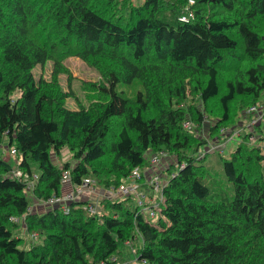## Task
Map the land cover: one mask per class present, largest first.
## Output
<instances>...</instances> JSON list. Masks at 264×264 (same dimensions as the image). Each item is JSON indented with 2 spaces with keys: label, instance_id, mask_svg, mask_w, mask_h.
Listing matches in <instances>:
<instances>
[{
  "label": "trees",
  "instance_id": "obj_1",
  "mask_svg": "<svg viewBox=\"0 0 264 264\" xmlns=\"http://www.w3.org/2000/svg\"><path fill=\"white\" fill-rule=\"evenodd\" d=\"M189 1L0 0V264H115L120 245L137 238L133 256L144 264H264V144L248 133L220 158L229 199L204 163L208 153L199 158L208 140L198 134L209 123L214 144L226 142L221 131L241 129L260 106L264 0ZM189 8L193 19L179 22ZM68 57L99 74L84 84L87 108L65 106L58 78L69 76ZM48 61L50 81L35 80L32 70ZM262 120L250 130L261 135ZM3 148L15 150L14 164ZM65 149L73 167L53 161ZM148 152L182 165L162 188L154 223L133 197L97 198L94 213L89 200L67 213L31 212L32 200L62 196L63 173L71 188L84 178L116 188L147 165ZM29 161L39 169L30 196L28 183L10 176L15 168L33 175ZM20 218L39 240L29 249L14 237Z\"/></svg>",
  "mask_w": 264,
  "mask_h": 264
},
{
  "label": "rangeland",
  "instance_id": "obj_2",
  "mask_svg": "<svg viewBox=\"0 0 264 264\" xmlns=\"http://www.w3.org/2000/svg\"><path fill=\"white\" fill-rule=\"evenodd\" d=\"M189 5H191V4L189 3ZM191 11L192 10L190 9L188 12H191ZM192 13H193V11H192ZM63 64L69 70V76L60 75L58 78L59 79V85L61 86L62 90L69 95V97H67L65 100V106L70 110H79L81 107L87 108L88 105L90 104V102L92 101V99H91L92 98V96H91L92 92L90 90H88L84 84L85 83L91 84V83L98 82L100 79L99 74L94 69L88 67L85 63H83L81 60H79L78 58H75V57L66 58L63 61ZM52 65H53V63L51 61H48V62H46V64H44L42 66H36L32 70V74H33L35 80L42 78L45 81H50ZM126 90H128V88L125 85L124 86L123 85L118 86V91H123L126 93ZM139 90H141V86L139 84L135 83V86L132 87L131 89H129L128 93L131 97H133L135 95V92H137ZM17 96H18V94H15L13 96V98H16ZM258 105H260V106L256 105L257 108H259V109L264 108V107H261V106H264V92L260 98ZM248 111H247V113H248ZM240 122H241V126H243L242 128L240 127L241 128L240 136L235 137L232 140H228L225 144H223V147L221 149H218V150L213 151L212 153L206 154V158H204L205 165L210 167L211 174L214 175V177L217 179L220 186L225 190L229 199H231L233 197L232 187H231V184L227 183V181H226V177H225L224 172H223L222 162H221L220 158L222 157L224 159H228L230 153L235 149L236 145L248 133H253L254 142H256L255 145L264 144V141L259 139L261 135L264 136V120L261 121L262 124L260 125L261 135L259 133H257L256 131L252 132L251 131L252 129L250 130V128H247L246 124H248L249 119H246L245 116L242 117ZM208 125H209V123H205L198 133L200 137L206 138L208 140V143L201 150V152L203 150H206L208 147L211 148L212 145H214V143H215L212 141V138L209 136ZM3 150L5 152L4 151L2 152V158H4L5 160H6V158H8L9 163L14 164V161H15L14 155L9 154V152L11 150L8 151L5 148H3ZM148 153L149 154L147 155V158H146L147 160L153 155L152 152H148ZM0 154H1V149H0ZM69 158H70V155H68V150H66V149L58 157L53 155V161L56 165H61V163L69 161L71 167H73L75 165V161H73ZM161 159H164V160H159L157 165L150 167L149 164L147 163V165L143 168V173L145 174L146 177L141 179L139 182L140 191L142 189H143V191H148L145 186H147V180H148L150 174L156 173V175L160 178V184L163 185L165 183V181H167L171 177L172 172L174 173L176 171L177 168L175 165L176 162H175L174 157L168 156L167 158H161ZM29 163H30V170L33 173V175H38L39 174L38 165L32 161H29ZM171 165H175V168L173 167L171 172H169L168 170H165L166 168L167 169L170 168ZM90 180L92 182V189H90V190L88 189L89 196L93 195L94 197L96 196L98 199H103V194H104L105 190L102 189L101 187L95 185L92 178H90ZM33 184L34 183L32 181H28V186H29L28 190H27L28 196L31 195L30 190L32 189ZM142 185H143V187H142ZM72 191H74L73 188H71L66 193L62 192V194L65 195V194L72 192ZM157 193H158L157 191H155V190L153 191L154 196L158 195ZM29 198H31V197H29ZM37 203L42 204V202H39V201L35 202L32 200V206L37 204ZM133 203L136 204L134 197H133ZM136 206H137V204H136ZM140 209H142V208H140ZM39 211H41V212H39V214L44 212V208H42ZM144 214L146 216V219L150 220L153 223L159 217L158 210H156V217L155 218H149L145 212H144ZM14 237L22 239L23 242L20 246V248H22V249H29L32 243H38L39 242V240L37 238H33V235L31 236L30 234L26 233V231L22 225V222H20L19 226L17 228H15ZM125 244H128V245L126 246ZM125 244H122L119 247V251L122 252V254H121L122 263L121 264H144L143 262H140V261L134 259V257L131 258V256H128L126 254V252L129 251L130 254L132 253V255H134L133 248H137L141 244L140 239L137 238L134 242H128ZM119 255L120 254L114 256L115 258L118 256V258H117L118 262L121 261L119 259V257H120Z\"/></svg>",
  "mask_w": 264,
  "mask_h": 264
},
{
  "label": "built area",
  "instance_id": "obj_3",
  "mask_svg": "<svg viewBox=\"0 0 264 264\" xmlns=\"http://www.w3.org/2000/svg\"><path fill=\"white\" fill-rule=\"evenodd\" d=\"M190 4H193V1H189ZM193 19L192 12H187V14L181 15L178 20L181 23H187L190 20ZM248 114L251 115V119L249 120L248 124H246L247 128L252 129L262 118L264 117V108L259 109L257 106H253L249 109ZM185 127L189 129L191 126L189 123L185 124ZM241 129L236 130H222L221 133L224 135V139H226V142L228 140H232L235 137L240 136ZM224 142V141H223ZM216 143L212 145V147H208L206 150H203L199 153V158H202L205 153H212L215 150L221 149L223 147L224 143ZM250 143L254 142V136L250 137ZM9 154L15 155V150L12 149ZM168 155L165 153H156L153 154L148 164L150 167L157 165L159 160H162L161 158H167ZM182 165H179L177 168H181ZM147 174V173H146ZM10 176L15 179H23L28 183V181H32L33 183L37 180L36 175L28 176L26 173H23L21 170H18L17 168L13 169L10 172ZM173 174H171V177ZM145 174L143 173V169L135 168L131 171V173L122 181V183L116 187V188H110L104 191L103 199H109V200H118L125 197H134L135 202L139 208H142L143 212H145L149 218H155L156 210L159 209L160 203L163 201L162 197V188L167 184V181L163 185L160 184V178L156 175V173L150 174L148 180H147V187H149L152 191H157L158 195L155 197L154 202L147 206L145 205V201H143L144 195H142L140 191V180L143 179ZM170 177V178H171ZM63 184L70 183L69 175L68 173H63ZM29 187V186H28ZM74 191L69 192L65 195H62L60 197H52L46 202L42 203L45 208H61L64 213L68 212V206L71 202L77 201V200H87V195H89L88 189H92V182L90 178H84L83 181L79 186H76L73 188ZM89 205L86 206V209L90 213H94L96 210V203L95 201H89ZM14 222L20 223L23 221V218L20 219H13ZM110 262H115L113 259H111ZM99 264H108L106 262H101Z\"/></svg>",
  "mask_w": 264,
  "mask_h": 264
},
{
  "label": "crops",
  "instance_id": "obj_4",
  "mask_svg": "<svg viewBox=\"0 0 264 264\" xmlns=\"http://www.w3.org/2000/svg\"><path fill=\"white\" fill-rule=\"evenodd\" d=\"M166 170H167V168H166ZM64 186H63V193H66V192H68L70 189H71V187H70V184L69 183H66V184H63ZM142 187H143V185H142ZM146 187V189L148 190V191H143V189L141 190V193H142V195H144V198H143V201H145V203L146 204H148L149 206L154 202V199H155V197L157 196H154V194H153V191L152 190H149L148 188L149 187H147V186H145ZM62 195H64V194H62ZM97 199V197L95 196H93V195H87V200H89V201H95ZM42 208H44L45 209V206L43 207V204H41V203H37V204H35V205H33L32 207H31V212H41V211H39V210H41ZM126 246L128 245V244H125ZM121 252V251H120ZM121 254H122V252L120 253V257H119V259L121 260L120 262H118V256L115 258V257H113V259L116 261L115 262V264H121L122 263V259H121ZM126 254L128 255V256H131V258L132 257H134L133 255H132V253L130 254L129 253V251H127L126 252Z\"/></svg>",
  "mask_w": 264,
  "mask_h": 264
},
{
  "label": "bare ground",
  "instance_id": "obj_5",
  "mask_svg": "<svg viewBox=\"0 0 264 264\" xmlns=\"http://www.w3.org/2000/svg\"><path fill=\"white\" fill-rule=\"evenodd\" d=\"M150 159V158H149ZM149 159H148V161H149ZM162 160H164V159H162Z\"/></svg>",
  "mask_w": 264,
  "mask_h": 264
}]
</instances>
